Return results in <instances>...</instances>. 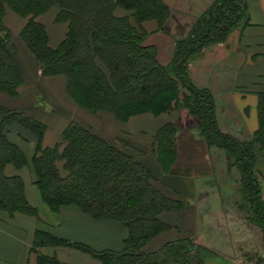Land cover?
<instances>
[{
    "label": "trees",
    "instance_id": "16d2710c",
    "mask_svg": "<svg viewBox=\"0 0 264 264\" xmlns=\"http://www.w3.org/2000/svg\"><path fill=\"white\" fill-rule=\"evenodd\" d=\"M52 6L60 8L57 21L68 23L66 36L56 48L49 44L45 25L37 20ZM117 6L133 10L136 22L118 16ZM8 10L28 17L22 41L41 64L43 75L66 77L67 92L81 107L113 113L119 120L143 112L188 109L199 121L206 143L223 149L238 167L244 203L238 202V207L246 209L264 240V175L256 167L254 151L256 143L264 149V92L259 93L260 127L252 139L239 140L220 128L212 92L196 86L188 68L195 54L225 41L235 27L249 23L247 0H217L186 36L175 39L167 64L159 61L155 46L145 44L148 32L142 24L154 19L164 30L171 16L164 0H0V92L16 97L23 78L3 21ZM13 122L30 128L39 138L33 166L42 198L51 208L76 204L93 218L112 219L128 229L122 251H96L43 231L35 236V251L42 245L62 243L92 253L103 264H205L207 255L213 254L190 238L145 252L144 246L170 227L160 219L161 213L180 210L185 203L165 196L144 162L92 129L72 121L60 144L43 147L46 125L1 103L0 209L11 214L35 212L26 200L21 177L4 173L9 163L16 167L26 164L21 149L5 134ZM178 132L177 123L169 122L157 133L161 159L173 158Z\"/></svg>",
    "mask_w": 264,
    "mask_h": 264
},
{
    "label": "crops",
    "instance_id": "0c3cea01",
    "mask_svg": "<svg viewBox=\"0 0 264 264\" xmlns=\"http://www.w3.org/2000/svg\"><path fill=\"white\" fill-rule=\"evenodd\" d=\"M164 1L171 8L164 30L154 19L142 24L148 32L145 44L155 46L159 61L167 64L175 39L186 36L196 19L217 0ZM247 10L248 24L235 27L225 41L212 43L195 54L188 67L193 83L212 92L220 128L239 140L252 139L260 127L259 93L264 92V0H247ZM59 11L58 6H52L37 17L45 25L53 48L61 44L68 31V23L56 19ZM115 12L136 22L131 9L117 6ZM3 21L23 83L16 97L0 92V103L46 125L43 147L60 144L66 126L77 121L118 147L130 149L152 171L156 187L165 196L185 203L180 210L161 213L160 219L170 227L147 243L145 252L190 238L213 252L204 259L205 264H222L228 259L229 249L255 248L259 231L244 220L238 207L242 199L240 171L223 149L206 143L199 121L188 109L143 112L127 120H119L110 112L89 111L69 96L64 75L42 74L41 64L20 37L28 17L8 10ZM169 122L179 127L176 150L172 159H161L156 136ZM5 134L21 149L26 164L16 167L9 163L4 173L21 177L26 200L35 212L11 214L0 209V264H103L92 253L62 243L42 245L35 251L38 231L96 251L125 249L128 229L118 221L93 218L76 204L53 209L43 200L33 166L39 147L35 132L13 122ZM254 151L256 167L264 175V149L256 143Z\"/></svg>",
    "mask_w": 264,
    "mask_h": 264
},
{
    "label": "rangeland",
    "instance_id": "374dc122",
    "mask_svg": "<svg viewBox=\"0 0 264 264\" xmlns=\"http://www.w3.org/2000/svg\"><path fill=\"white\" fill-rule=\"evenodd\" d=\"M194 25V24H193ZM192 25V26H193ZM191 26V28H192ZM190 28V30H191ZM105 68V67H104ZM106 70V68H105ZM127 151L131 152L130 149L124 148ZM61 166V165H60ZM239 203H243V200H239ZM244 204V203H243ZM243 211V210H242ZM244 216H242L244 218V220L248 221V223L254 227L257 228V230L259 231L258 234V244L255 245V248H243L242 247H238L235 249H229L228 250V259H224V261H221L222 264H264V240H263V236H262V231L261 229L253 222L250 221L249 219V213L246 211V209L243 211ZM251 235V234H250ZM257 243V241H256ZM237 255V259L235 258V256Z\"/></svg>",
    "mask_w": 264,
    "mask_h": 264
}]
</instances>
